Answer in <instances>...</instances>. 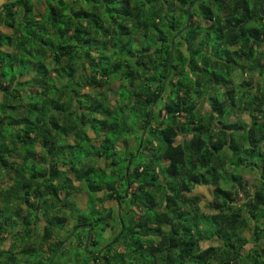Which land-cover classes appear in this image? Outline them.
Returning a JSON list of instances; mask_svg holds the SVG:
<instances>
[{"label":"trees","instance_id":"1","mask_svg":"<svg viewBox=\"0 0 264 264\" xmlns=\"http://www.w3.org/2000/svg\"><path fill=\"white\" fill-rule=\"evenodd\" d=\"M43 1L0 5V264H264V0Z\"/></svg>","mask_w":264,"mask_h":264},{"label":"rangeland","instance_id":"2","mask_svg":"<svg viewBox=\"0 0 264 264\" xmlns=\"http://www.w3.org/2000/svg\"><path fill=\"white\" fill-rule=\"evenodd\" d=\"M31 1V8H32V13H34L35 15H37V18L39 16H44L45 15V12L43 10V7H44V1L43 0H30ZM178 5L177 3L174 1V8H177ZM182 20V19H181ZM201 23L202 24H205L207 23V21H202L201 20ZM11 32V27L10 26H5V25H2L0 24V33L1 34H6V33H10ZM260 51H264V46H261L259 47ZM45 60H49V58H45ZM247 75L248 73L247 72H244V73H241L240 71H236L234 72V76L231 77V85L232 86H236L239 82H240V79L243 77V78H247ZM29 76L31 78H35V75L33 73H30ZM254 85L256 84V86H258L259 84H261V80H259L258 77H255L254 78ZM117 83H118V80L117 79H114L111 83H110V86L109 88L106 90V94L108 95L109 99H110V102H113L115 97L117 96L116 94V86H117ZM90 90V88H87V87H82L81 88V92H88ZM209 109V105L207 103V101L205 99H203L202 97V102L200 104V107H199V111L200 112H205ZM163 111V110H162ZM161 111V112H162ZM155 115H156V108L154 109V112ZM227 119L230 120V121H235V120H242L244 122L248 121V116L246 114L245 111H240V112H233L231 113L230 115L227 116ZM87 131V134L89 136H91L94 140V142L96 141V139L93 137V133L92 131L87 128L86 129ZM127 140L129 141L130 144H133L134 143V139L133 137H128ZM120 142L121 141H118L116 145H120ZM36 148H38V146L36 145ZM135 154V152L133 153V155ZM99 164H101V162L99 161L98 162ZM238 172L241 173L242 175V178L243 180L249 185L251 186L252 182H253V174L248 172V171H245V170H242V169H238ZM10 176L11 175H3L2 176V181L5 182L6 180H9L10 179ZM9 178V179H8ZM78 188L76 191L73 192L72 194V197L71 199L74 200L76 203V211L78 210H85L86 209V205H85V200H86V194L85 192L82 190L80 184L77 185ZM210 191H211V188L209 186H206V185H195L193 188H192V193L193 194H198L200 197V201H199V209L202 211V212H210V207H209V204H210ZM95 203H97V201H95ZM111 202H107V201H103L102 202V205L103 206H106L107 204H109ZM15 204V203H14ZM14 206V205H13ZM97 206L100 207V204L97 203ZM164 230H167V226L163 225L162 227ZM113 233V230H109V228H105L102 233L100 234L101 236L104 237V240L105 238H107L108 236H110L111 234ZM243 233L248 236V231L247 230H244ZM81 241V237H78L76 236L74 239H71V245L69 246V248H67V252L69 254H71L72 252L75 251V246L74 244L77 242V245H80V242ZM103 241V240H102ZM216 243V240L214 239H208V240H205V241H201L200 242V245L201 247L205 246L206 244H215ZM69 243H67L66 245H68ZM6 244L5 243H1L0 246H5ZM74 246V247H73Z\"/></svg>","mask_w":264,"mask_h":264},{"label":"water","instance_id":"3","mask_svg":"<svg viewBox=\"0 0 264 264\" xmlns=\"http://www.w3.org/2000/svg\"><path fill=\"white\" fill-rule=\"evenodd\" d=\"M5 1H8V0H0V5H1L3 2H5ZM191 3H192V2H190V3L188 4L187 8H186V18H185L184 25H183L182 28H180L178 31H180L181 29L185 28L186 25H187V22H188V19H189V7H190ZM258 9H259L260 14H263L262 9H261V4L259 5ZM171 46H172V40H171V43H170V48H171Z\"/></svg>","mask_w":264,"mask_h":264}]
</instances>
